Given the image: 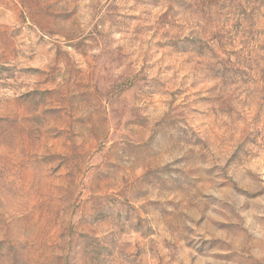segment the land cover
<instances>
[{"label":"rangeland","instance_id":"374dc122","mask_svg":"<svg viewBox=\"0 0 264 264\" xmlns=\"http://www.w3.org/2000/svg\"><path fill=\"white\" fill-rule=\"evenodd\" d=\"M0 264H264V0H0Z\"/></svg>","mask_w":264,"mask_h":264}]
</instances>
